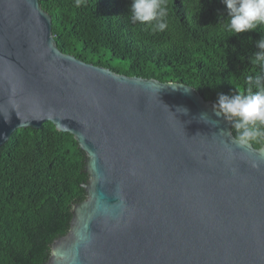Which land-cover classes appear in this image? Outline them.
<instances>
[{
    "label": "water",
    "instance_id": "water-1",
    "mask_svg": "<svg viewBox=\"0 0 264 264\" xmlns=\"http://www.w3.org/2000/svg\"><path fill=\"white\" fill-rule=\"evenodd\" d=\"M215 104L64 53L39 0H0V146L49 120L85 155L43 264H264V145L237 147Z\"/></svg>",
    "mask_w": 264,
    "mask_h": 264
},
{
    "label": "trees",
    "instance_id": "trees-1",
    "mask_svg": "<svg viewBox=\"0 0 264 264\" xmlns=\"http://www.w3.org/2000/svg\"><path fill=\"white\" fill-rule=\"evenodd\" d=\"M39 3L62 52L119 73L182 82L215 103L220 93L247 92L248 76H264L250 62L264 26L233 35L223 0H164L163 32L155 22L133 23L131 0ZM231 130L236 136L232 123ZM84 158L73 134L49 120L17 128L0 146V264L46 261L51 242L68 230L71 204L86 196Z\"/></svg>",
    "mask_w": 264,
    "mask_h": 264
},
{
    "label": "clouds",
    "instance_id": "clouds-1",
    "mask_svg": "<svg viewBox=\"0 0 264 264\" xmlns=\"http://www.w3.org/2000/svg\"><path fill=\"white\" fill-rule=\"evenodd\" d=\"M227 8V30L234 34L256 31L264 26V0H223ZM130 19L133 23L152 24L154 31L163 32L167 27V7L164 0H131ZM259 49L250 58V62L264 69V36L256 42ZM247 92L237 90L235 94H218L214 105L216 116H223L232 123L237 135L234 143L243 149L250 143L264 145V76L247 77ZM255 85V91L252 89ZM201 119L215 125L206 114ZM221 134L225 132L221 130ZM233 150L229 148L230 155Z\"/></svg>",
    "mask_w": 264,
    "mask_h": 264
}]
</instances>
